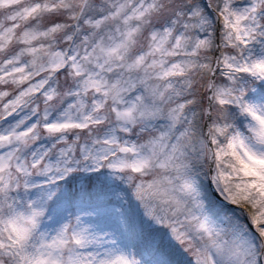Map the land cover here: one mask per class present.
Wrapping results in <instances>:
<instances>
[{"label":"snow or ice","instance_id":"obj_1","mask_svg":"<svg viewBox=\"0 0 264 264\" xmlns=\"http://www.w3.org/2000/svg\"><path fill=\"white\" fill-rule=\"evenodd\" d=\"M0 264H264V0H0Z\"/></svg>","mask_w":264,"mask_h":264}]
</instances>
